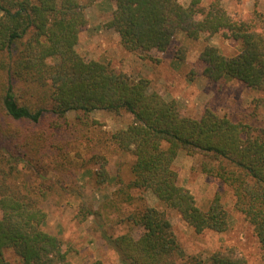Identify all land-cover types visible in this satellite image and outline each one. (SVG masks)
Listing matches in <instances>:
<instances>
[{
    "label": "trees",
    "instance_id": "obj_1",
    "mask_svg": "<svg viewBox=\"0 0 264 264\" xmlns=\"http://www.w3.org/2000/svg\"><path fill=\"white\" fill-rule=\"evenodd\" d=\"M113 1L105 26L119 34L125 50L143 59H151L154 50L166 51L179 32L193 41L217 33L240 41V51L232 56L205 45L198 55L202 73L214 82L233 79L249 86L264 105L263 12L255 8L236 18L222 0L207 7L202 0ZM87 24L81 0H0V264H13L6 250L21 264L66 263L62 238L46 229L43 204L51 194L75 195L76 184L65 175L80 176L90 164L97 165L90 170L94 186L111 178L106 155L83 157L86 147L80 143L64 147L75 135L74 124L96 123L91 116L96 110L131 115L127 126L106 138L131 159L116 164L114 196L99 207L82 203L76 218L109 220L123 204L135 205L116 220L129 230L117 235L104 231L118 264H253L235 246L207 257H181L167 212L147 203L145 193L177 211L197 233L232 227L221 191L203 207L181 182L175 160L184 151L202 173L230 188L234 210L253 227L264 250V126L209 106L200 117L182 114L179 102L153 89L148 77L134 78L109 62L82 55L77 44ZM186 48L182 43L175 57L183 60ZM136 228L142 229L139 236L133 234Z\"/></svg>",
    "mask_w": 264,
    "mask_h": 264
},
{
    "label": "rangeland",
    "instance_id": "obj_2",
    "mask_svg": "<svg viewBox=\"0 0 264 264\" xmlns=\"http://www.w3.org/2000/svg\"><path fill=\"white\" fill-rule=\"evenodd\" d=\"M81 1L86 5L88 24L80 33L77 49L87 59L109 62L116 70L127 72L134 78L148 77L153 89L166 99H176L179 102L184 115L200 117L204 108L209 106L235 120L264 126V105L259 103L258 91L233 79L214 82L202 73L203 66L198 55L205 45H215L226 56H232L240 51V41L225 37L222 33L203 34L193 41L188 40L183 32H179L166 51L154 50L151 52L153 59H143L137 53L125 50L119 34L105 26L116 6L113 0ZM211 1L202 0V5L207 7ZM181 2L188 4L190 0ZM222 3L236 18L249 16L255 8L264 13V0H222ZM184 42L187 45L186 55L183 60H179L175 57V52ZM91 116L96 123L91 126L74 124L75 135L67 138L70 142L63 139V144L66 141L64 147L68 149L80 143L82 147H86L82 152L83 157L89 156L90 152L106 155L111 178L100 186H94L90 176V172L97 167L94 164L81 169L83 173L80 176L76 173L66 174L67 181L75 183L78 192L75 195L63 192L61 202L59 198H62V194H51L44 202L43 206L48 212L46 229L62 238L64 250L67 251L65 264L88 263L94 260H100L103 264H118V255L103 237L104 231L117 235L129 230L127 223H117L116 220L128 214L135 205L123 204L118 213L110 214L109 220L101 217L81 220V216L76 218V214L82 203L99 207L114 196L116 164L120 159L131 158L127 154L123 156L115 144L106 138L112 131L127 126L132 117L128 113L116 115L104 110L93 111ZM69 120H75L73 113L69 114ZM76 137L83 141H72L71 138ZM175 168L181 182L191 189L201 206H206L214 194L221 191L232 218V227L226 232L206 230L197 233L177 211L167 208L153 194L146 192L147 203L167 212L181 243V257H207L217 249L235 246L250 263L262 264L264 250L253 232V227L234 210L230 188L222 186L218 179L202 173L196 165V159L184 151L176 158ZM141 232V228H136L133 234L139 236ZM5 254L13 264H21V260L12 250H6Z\"/></svg>",
    "mask_w": 264,
    "mask_h": 264
}]
</instances>
